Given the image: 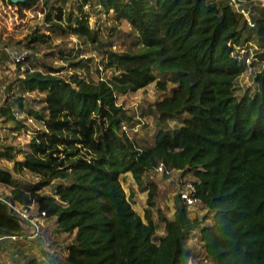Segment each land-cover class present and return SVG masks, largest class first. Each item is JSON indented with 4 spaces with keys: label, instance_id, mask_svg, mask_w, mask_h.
<instances>
[{
    "label": "trees",
    "instance_id": "16d2710c",
    "mask_svg": "<svg viewBox=\"0 0 264 264\" xmlns=\"http://www.w3.org/2000/svg\"><path fill=\"white\" fill-rule=\"evenodd\" d=\"M8 1L30 6L37 0ZM41 1L51 29L108 53L111 76L89 79L74 71L64 78L62 67L27 68L13 100L0 107V119L17 129L25 115L38 124L21 159L11 144L0 142V160L14 163H0V184L11 189L7 198L33 205V214L56 216L55 231L72 235L62 247L66 253L54 250L53 237H29L30 227L0 200V253L15 264H188L186 243L199 228L214 264H264V67L255 75L254 92H236L249 67V52L242 56L241 50L256 40L264 62L262 0H244L239 7L230 0H73L77 11L67 13L55 8L58 2ZM86 5L114 10L128 21L135 45L106 48L113 41L90 25ZM49 40L37 27L24 43L35 52ZM6 51L0 50L3 57ZM62 53L66 60L73 56ZM70 63L86 65L82 58ZM153 82L161 91L169 92V83L174 89L141 111L153 115L156 129L154 143L141 145L131 133L134 114L119 97ZM34 91L41 96L32 103ZM160 164L164 179L174 171L192 178L210 224L190 217L179 191L172 217L164 212L161 183L148 176ZM24 171L41 180L15 176ZM127 172L148 191L144 218L123 188L121 175ZM153 208L165 222L158 240Z\"/></svg>",
    "mask_w": 264,
    "mask_h": 264
},
{
    "label": "rangeland",
    "instance_id": "374dc122",
    "mask_svg": "<svg viewBox=\"0 0 264 264\" xmlns=\"http://www.w3.org/2000/svg\"><path fill=\"white\" fill-rule=\"evenodd\" d=\"M58 2L55 5L63 7L65 13L69 11H77L76 5L73 0H53ZM52 3V2H51ZM50 3V4H51ZM49 8V7H48ZM84 9L90 12V25L94 28H103V31L107 33L109 39H112L113 45L106 47L108 49L116 51H125L129 47H133L137 39V35L128 21L124 19H118L114 10L105 12L94 8L91 5H86ZM47 7L43 1L37 0L31 2L30 6H21L10 4L8 0H0V50H5L6 46L9 49L21 50L23 48L28 49L30 53V61H25L21 64L15 63L9 52L8 56L3 57L0 53V107L13 100V94L18 91L17 86L20 83L21 78L25 76V70L34 67L41 70H48L47 64L50 66L62 67L60 75L64 78L74 72L78 71L81 75L89 79L98 78H110L111 70L107 68L106 62L108 61V53L99 52L92 49L90 46H85L80 43L75 35H65L59 30L51 29L49 23L45 21V14L47 13ZM249 16V14H248ZM39 27L41 31H45L51 35V42H41L38 44L36 51H32L24 41L27 34ZM112 27L114 29H112ZM60 34V35H58ZM249 48L241 50V55H246L248 69L242 73L236 84V92L239 96L245 94L247 91L251 93L257 89L255 82V75L264 67V62L258 59L257 53L260 52L261 47H256V40L247 44ZM246 46V47H247ZM64 51L66 55H72L70 60H77L82 58L86 65H80L74 67L70 63V60H66L63 57ZM35 54V55H34ZM13 83L12 88L8 90V86ZM170 88L173 84L169 83ZM169 88V92L161 91L157 88L156 83L153 82L148 86L141 88L135 92H130L119 97V102L124 104L125 111L128 114H134V126H132V134L136 141L141 145H152L154 143L155 126L153 122V115L146 113L147 115H141V111L153 104L156 100L168 95L170 96L173 89ZM41 96L40 93L34 91L30 94L31 101H34ZM24 124L20 129L16 128V125L11 121H5L0 119V142L11 144L14 147V152L17 154V158H23L24 152L28 149V144L33 136V133L38 129V124L33 119L28 118L26 115L22 117ZM127 127V123H124ZM0 163L8 168H13V161L2 159ZM15 176L27 182H37L41 179L35 174L24 171L22 173H16ZM149 177H154L161 183V191L159 201L164 212L170 217L174 212V196L183 185L182 180H192L191 177L183 178L181 172H171L170 177L164 179L163 173L160 171H153L148 174ZM188 178V179H187ZM143 180H148L144 176ZM121 181L127 197L131 200L134 208L144 218L145 210L148 205V191L142 189V185L137 182L131 172L123 173L121 175ZM47 187L45 191H48ZM11 189L9 186L0 184V196L7 197ZM48 193V192H47ZM33 206V205H32ZM188 208V207H187ZM189 215L192 218L199 216L203 220V226L211 223V217L208 209L203 207L202 209L195 210L190 209ZM153 218L158 222V229L155 239L158 240L160 235L165 232V222L162 220V216L157 208H153ZM41 234L47 239L48 235L53 237L54 244L50 248L61 249L63 253L66 250L62 247L65 246L66 239L71 240L72 235L66 232H57L56 216L51 218H42ZM201 231L196 228L191 238L187 241L186 246L191 249L189 255L188 264H214L207 258L204 248V241L200 238ZM50 240V239H47ZM49 249V248H48ZM50 250V249H49ZM188 258L185 256L184 260ZM9 257L6 254L0 253V264H5ZM8 263V262H6ZM9 264V263H8Z\"/></svg>",
    "mask_w": 264,
    "mask_h": 264
},
{
    "label": "built area",
    "instance_id": "2783aa9c",
    "mask_svg": "<svg viewBox=\"0 0 264 264\" xmlns=\"http://www.w3.org/2000/svg\"><path fill=\"white\" fill-rule=\"evenodd\" d=\"M230 2L235 7H239L246 1L230 0ZM262 4L264 5V0H262ZM250 23L251 25H254L253 22H250ZM5 49L9 52L10 56L12 57L15 63L23 62L27 57H29L31 53L28 49H25V48L21 49L20 51L9 49L7 47ZM156 171L163 172L164 165L160 164V166L156 168ZM174 172H180V171H174ZM182 182H183V185L180 187L179 193H180L181 199L184 201L186 206L190 209H195V210H199L205 207L204 201L196 195L197 187L195 183L191 180H182ZM0 200L7 205L12 215L20 218L21 221L25 222L30 227V231L28 235L29 237L36 238L39 235H41V229H42L41 219L46 217L47 214L45 211H41L40 213L33 214L32 205L27 206V205H24L18 202H14L13 200L7 197H2V196H0ZM12 238H17V236L12 235Z\"/></svg>",
    "mask_w": 264,
    "mask_h": 264
},
{
    "label": "crops",
    "instance_id": "0c3cea01",
    "mask_svg": "<svg viewBox=\"0 0 264 264\" xmlns=\"http://www.w3.org/2000/svg\"><path fill=\"white\" fill-rule=\"evenodd\" d=\"M6 262H8L9 264H15L14 262L12 263V258H9L8 260H6ZM6 263V264H8Z\"/></svg>",
    "mask_w": 264,
    "mask_h": 264
},
{
    "label": "water",
    "instance_id": "95a60500",
    "mask_svg": "<svg viewBox=\"0 0 264 264\" xmlns=\"http://www.w3.org/2000/svg\"><path fill=\"white\" fill-rule=\"evenodd\" d=\"M14 3L18 2L19 0H12Z\"/></svg>",
    "mask_w": 264,
    "mask_h": 264
}]
</instances>
